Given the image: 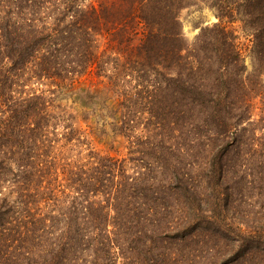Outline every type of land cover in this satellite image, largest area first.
<instances>
[{"label":"trees","instance_id":"1","mask_svg":"<svg viewBox=\"0 0 264 264\" xmlns=\"http://www.w3.org/2000/svg\"><path fill=\"white\" fill-rule=\"evenodd\" d=\"M196 1L217 21L188 44ZM262 77L264 0H0V264H258L264 230L215 209L223 184L264 196ZM77 88L126 155L54 102Z\"/></svg>","mask_w":264,"mask_h":264},{"label":"rangeland","instance_id":"2","mask_svg":"<svg viewBox=\"0 0 264 264\" xmlns=\"http://www.w3.org/2000/svg\"><path fill=\"white\" fill-rule=\"evenodd\" d=\"M179 20L184 39L188 44H192L200 32V29L217 21V17L214 11L206 4L196 1L194 4L180 10ZM230 27H234L235 33L238 35L237 41L246 65L245 76L253 78V59L252 51L250 50V36L242 32L238 23H234L233 25L230 24ZM88 76H92V74ZM81 81L86 84L89 82V80ZM261 81L263 85L261 88L264 90V77H262ZM77 85L79 84H76V87ZM95 85L96 84L92 82V90H94V92L96 90ZM33 86H38L42 89L47 87L46 85H39L37 83H33ZM54 94V102L65 105L68 111L74 114L75 122L88 131L91 145L94 146V148L103 153L117 156H124L127 154V150L124 147V138L111 131L110 123L115 120L113 116H111L113 112L111 109L114 108V104L105 99L103 95L94 96L92 99L85 100L86 103H84L78 88L75 90H63L59 93L55 92ZM257 105L258 108L256 112L258 113L261 103L258 102ZM229 181H231V184H238L240 186V182L237 179L233 178ZM206 184L207 183L204 182V185ZM221 190L225 192L227 196H225L224 193L222 194L224 203L220 201L219 206L215 209V212L221 210V214L218 215L219 223L233 226L238 225L240 228L253 225L258 226L260 230H264V196L260 194L248 196L245 193H238L237 190H234L230 198L228 184H223ZM208 193H210V191L206 189L205 196H210ZM213 213L211 212L210 214ZM234 216H237V218L232 219ZM217 224L216 221L214 225L217 226ZM250 255L251 254H249V256ZM257 263L264 264V259H259Z\"/></svg>","mask_w":264,"mask_h":264}]
</instances>
